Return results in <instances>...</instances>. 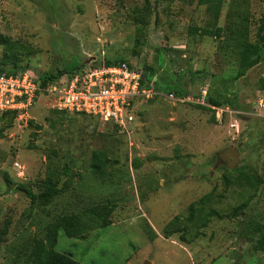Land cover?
<instances>
[{
  "label": "rangeland",
  "instance_id": "rangeland-1",
  "mask_svg": "<svg viewBox=\"0 0 264 264\" xmlns=\"http://www.w3.org/2000/svg\"><path fill=\"white\" fill-rule=\"evenodd\" d=\"M197 1L0 0V33L14 41L12 51L0 45V61L11 55L38 74L124 59L156 93L137 105L128 134L95 117L56 113L46 96L25 122L0 114V230L8 222L0 264H23L25 246L57 217H83L108 201L109 225L90 224L77 238L60 230L55 250L81 264H264L251 230L264 225V49L236 78L240 42L255 41L264 0H223L217 38L188 33L213 26L214 8ZM172 88L199 104L171 100ZM230 146L238 151L232 168L218 158ZM94 152L101 171L92 167ZM47 179L62 191L45 206L15 189L37 193Z\"/></svg>",
  "mask_w": 264,
  "mask_h": 264
},
{
  "label": "built area",
  "instance_id": "built-area-1",
  "mask_svg": "<svg viewBox=\"0 0 264 264\" xmlns=\"http://www.w3.org/2000/svg\"><path fill=\"white\" fill-rule=\"evenodd\" d=\"M155 94L153 82L143 84L141 69L128 62L85 66L45 83L31 71L0 74V114L14 112L20 122L28 120L29 107L40 96H46L52 109L95 117L128 134L137 105ZM167 97L173 101L200 102L189 95L176 97L170 93ZM211 108L219 112L218 108ZM12 166L18 178L25 175L18 162Z\"/></svg>",
  "mask_w": 264,
  "mask_h": 264
},
{
  "label": "trees",
  "instance_id": "trees-1",
  "mask_svg": "<svg viewBox=\"0 0 264 264\" xmlns=\"http://www.w3.org/2000/svg\"><path fill=\"white\" fill-rule=\"evenodd\" d=\"M198 4L207 5L208 8H214V18L212 27H189V34H201L204 36L220 37L223 27L217 26V20L220 15L221 6L223 0H198ZM264 17V15H263ZM0 45L4 46L6 51H12L14 46V41L7 35L0 33ZM240 54L238 60V68L236 72V78L244 76L246 71L256 65L260 59V52L264 49V23L259 24L256 30L255 41H245L240 42ZM11 56V55H9ZM3 58L0 61V74H16L18 72L24 71L19 67L14 57ZM121 62H127L124 59H113L106 60L103 62L106 65L117 64ZM82 67L77 64L75 66L68 67L63 70L47 71L38 73L40 79L43 83L49 80H53L63 73H75L79 71ZM145 74L142 73V83L149 84L153 82L150 79L145 78ZM154 84V82H153ZM173 90V92L179 96L181 93L178 90ZM170 94V93H169ZM187 96V95H186ZM208 102L211 105L219 106L221 102L211 96L208 97ZM197 107L204 108V106L196 105ZM58 111H56L57 113ZM6 114V113H4ZM12 116H15L14 112H9ZM115 128V127H114ZM116 129V128H115ZM92 167L95 171H101L104 166V160L99 154V152H94L92 156ZM65 172H67V167H65ZM4 182L12 186L14 183L12 179L3 173ZM15 189L22 191L30 200V205H47L55 196L61 193V188L57 187L56 183L50 179H47L43 183L42 190L34 193L30 188L23 184H16ZM244 205H239L231 211V215H239L240 211L243 209ZM113 210V203L108 201L104 204H98L90 207L88 213L83 215L79 214H64L59 216L53 221L45 226V234L43 238H32L31 241L25 246L22 251L23 264H81L80 262L74 260L70 255L60 253L55 250V245L57 243L58 231H62L67 237H79L86 230L89 229L90 224H96L98 228L106 227L109 225V216ZM210 213L207 214L209 217ZM192 221V215L189 217L188 222ZM8 222L6 221L4 226L0 230V243L3 241V236L7 234ZM252 233L256 234L254 242L252 244V249L254 251L264 252V225L255 224L252 227ZM247 230L243 231L246 234ZM165 235H167L165 233Z\"/></svg>",
  "mask_w": 264,
  "mask_h": 264
},
{
  "label": "water",
  "instance_id": "water-1",
  "mask_svg": "<svg viewBox=\"0 0 264 264\" xmlns=\"http://www.w3.org/2000/svg\"><path fill=\"white\" fill-rule=\"evenodd\" d=\"M218 158L225 163L229 168H232L236 165L238 161V151L236 147L230 146L223 151L218 153Z\"/></svg>",
  "mask_w": 264,
  "mask_h": 264
}]
</instances>
